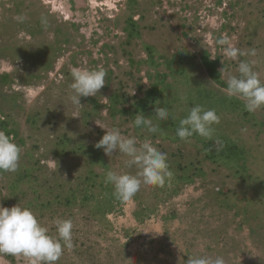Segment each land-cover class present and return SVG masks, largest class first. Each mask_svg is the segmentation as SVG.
Instances as JSON below:
<instances>
[{
	"label": "rangeland",
	"instance_id": "374dc122",
	"mask_svg": "<svg viewBox=\"0 0 264 264\" xmlns=\"http://www.w3.org/2000/svg\"><path fill=\"white\" fill-rule=\"evenodd\" d=\"M221 36L244 55L227 57ZM240 61L264 81V0H0V131L21 149L18 170L0 172V205L30 208L53 236L56 219L72 220L57 264H264V108L225 91ZM73 68L106 72L81 105ZM194 104L220 118L211 139L176 135ZM139 113L156 133L134 125ZM101 126L150 141L171 182L118 200L106 173L139 169L95 147Z\"/></svg>",
	"mask_w": 264,
	"mask_h": 264
},
{
	"label": "clouds",
	"instance_id": "9594fccd",
	"mask_svg": "<svg viewBox=\"0 0 264 264\" xmlns=\"http://www.w3.org/2000/svg\"><path fill=\"white\" fill-rule=\"evenodd\" d=\"M42 23L47 26V21ZM217 43L223 46L224 54L232 60L244 55L225 36H221ZM237 71L239 76L233 75L227 80L226 94L243 101L249 112L264 108V81H261L249 62L240 61ZM71 76L73 82L70 85V99L74 105H81V97L95 96L105 86L106 72L102 68H73ZM155 112L161 120L169 118L167 108L156 107ZM219 122L220 118L214 109L205 110L202 105L194 104L188 115L180 120L176 135L181 140H187L193 134L211 139L212 126ZM133 123L136 127L146 128L149 133L158 131L157 126L141 113L135 116ZM104 129L106 133L95 147L102 148L108 156H112L114 151H119L129 158L127 166L135 165L139 169L135 175L114 171L106 173L105 183L113 185L114 195L118 200L122 203L131 202L142 185L164 187L166 182H171L173 172L170 170L166 154L158 151L150 141L145 140L138 147L136 138L123 136L119 128ZM20 153V147L12 138L0 131V172H16ZM55 228L57 235H50L30 208L20 204L11 208L0 205V254L23 255L30 259L31 264H57L64 250L73 247V222L71 219H56ZM187 264L225 262L220 256L212 258L191 255Z\"/></svg>",
	"mask_w": 264,
	"mask_h": 264
}]
</instances>
